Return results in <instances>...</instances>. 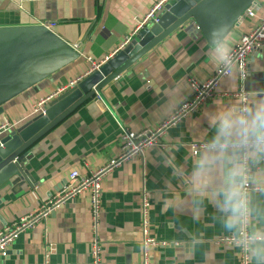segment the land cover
I'll list each match as a JSON object with an SVG mask.
<instances>
[{
    "label": "crops",
    "instance_id": "crops-1",
    "mask_svg": "<svg viewBox=\"0 0 264 264\" xmlns=\"http://www.w3.org/2000/svg\"><path fill=\"white\" fill-rule=\"evenodd\" d=\"M158 0H0V27L47 25L72 45L80 57L3 106V122L19 126L31 115L38 101L65 92L70 83L80 81L121 49L140 27ZM264 18V0L252 16L246 15L229 34L232 46L244 33ZM210 46L198 31L183 28L110 82L98 97L86 101L40 138L31 148L26 170L34 185L26 183L1 191L0 232L21 217L36 212L53 198L77 171L81 177L104 166L120 153V134L124 128L141 131L156 125L170 92L178 84L183 101L191 96L189 80H208L215 70L206 62ZM244 81L221 79L217 95L195 113L169 130L174 139L195 138L208 129L204 113L212 111L222 94L239 90L264 93V50L248 56ZM234 100L232 97H225ZM53 98H51L52 100ZM50 100V101H51ZM182 101V102H183ZM162 143L159 141V145ZM159 145L141 158H134L114 170L101 182V213L97 238L102 248L101 264H142L140 200L149 199V231L165 246L148 247L149 264H239L228 246H217L220 226L211 214L194 222L189 213L173 211L161 199L167 184V160ZM178 153L176 159L181 158ZM14 189V190H12ZM203 234L200 247L192 239ZM91 229L89 192L66 201L34 229L22 233L9 247L0 264H90Z\"/></svg>",
    "mask_w": 264,
    "mask_h": 264
},
{
    "label": "clouds",
    "instance_id": "clouds-1",
    "mask_svg": "<svg viewBox=\"0 0 264 264\" xmlns=\"http://www.w3.org/2000/svg\"><path fill=\"white\" fill-rule=\"evenodd\" d=\"M209 40L207 64L230 80L238 73L242 79L227 26L215 28ZM185 87L178 84L167 92L170 100L156 113L158 126L149 127L150 139L131 148L147 153L159 138L169 168L161 199L174 212L189 213L194 222L210 213L231 250L246 264H264V93L240 91L227 102L217 97L214 109L203 114L206 131L174 139L170 128L189 115L180 95ZM202 235L193 237L194 249L200 247Z\"/></svg>",
    "mask_w": 264,
    "mask_h": 264
},
{
    "label": "water",
    "instance_id": "water-1",
    "mask_svg": "<svg viewBox=\"0 0 264 264\" xmlns=\"http://www.w3.org/2000/svg\"><path fill=\"white\" fill-rule=\"evenodd\" d=\"M259 4L260 0H169L157 22L151 21L139 29L98 69L0 136V205L4 188L21 183L33 187L25 165L34 144L86 101L98 97L110 82L165 39L193 26L210 46L209 36L215 28L224 25L230 33ZM79 57L80 53L47 25L0 27V115L5 104L30 89L35 90Z\"/></svg>",
    "mask_w": 264,
    "mask_h": 264
},
{
    "label": "built area",
    "instance_id": "built-area-1",
    "mask_svg": "<svg viewBox=\"0 0 264 264\" xmlns=\"http://www.w3.org/2000/svg\"><path fill=\"white\" fill-rule=\"evenodd\" d=\"M168 1L169 0L156 1L152 5L147 15L144 17L140 27L136 29L135 33L151 21L157 22L158 14L163 10V6ZM247 15L252 16V12L249 11ZM129 40L130 39H127L125 44ZM262 50H264V18L259 22L257 27L241 35L239 41L233 45L234 57L236 59L238 68L243 73L242 79L240 77V74H237V77L240 81H244L247 77L249 54L253 51ZM108 59L109 58H106L102 63L106 62ZM102 63L93 65L92 70L94 71L98 69V67ZM223 78L226 77L221 76L216 71H214L212 76L204 82H198L195 79L189 80V86L192 93L187 100L182 102L183 104L188 106L189 115L195 113L201 107L211 101L214 97L218 96L217 90L219 87V83ZM78 81H80V78H77L72 81L68 87L75 85ZM240 91L243 90H239L230 94H222L221 96L236 98ZM56 94L57 93L51 95L46 99L38 101V103L34 107L33 112H39L41 107L46 102L50 101L51 98H54L53 96H55ZM189 115H187L186 117H188ZM162 122L163 121H161V123ZM15 126V124L3 122L0 125V136L6 132L11 131L15 128ZM150 137L151 132L148 131V129H144L141 131H130L122 128L120 134V153L117 157L109 160L104 166L91 172L86 177H81L77 171L71 172L69 175L68 183L53 198L43 202L36 212L21 217L19 220L13 222L0 232V257L4 258L7 256L9 247L22 233L34 229L37 224L41 223L42 221H45L51 213L59 209L66 201L70 200L73 197L79 196L84 192H89L91 209V229L94 233V237L92 238V243L90 247V264H101L102 248L97 238V230L101 213V182L103 178L106 177L108 174L122 167L124 164L130 162L132 159L141 158L144 153L134 152L131 148V145L134 143L139 144L141 142H145L150 139ZM158 145L159 138L157 145L153 147H156ZM149 207V199L145 193H142L140 200V244L142 251V264H149V256L147 253L148 247H159L168 244L165 242H159L151 236L149 231L148 220ZM214 243L217 246L230 247L229 240L224 236L216 238ZM43 264H49V258L47 254H45L44 256ZM239 264H246V261L242 256H239Z\"/></svg>",
    "mask_w": 264,
    "mask_h": 264
},
{
    "label": "rangeland",
    "instance_id": "rangeland-1",
    "mask_svg": "<svg viewBox=\"0 0 264 264\" xmlns=\"http://www.w3.org/2000/svg\"><path fill=\"white\" fill-rule=\"evenodd\" d=\"M49 102V101H48ZM47 103V102H46ZM42 108V107H41ZM38 113V112H37ZM36 113H34L33 115H35ZM15 127H17V126H15ZM3 135V134H2Z\"/></svg>",
    "mask_w": 264,
    "mask_h": 264
}]
</instances>
